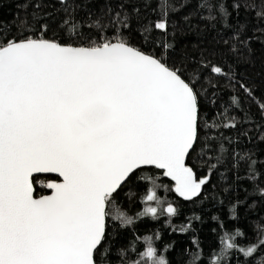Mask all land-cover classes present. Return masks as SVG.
Returning a JSON list of instances; mask_svg holds the SVG:
<instances>
[{"label":"snow or ice","instance_id":"1","mask_svg":"<svg viewBox=\"0 0 264 264\" xmlns=\"http://www.w3.org/2000/svg\"><path fill=\"white\" fill-rule=\"evenodd\" d=\"M199 7L207 9L208 19H215L214 8L227 15L220 0H202ZM154 11L157 18L142 25L141 35L143 41L160 47L155 54L123 38L89 47L61 44L42 38L48 31L46 23H41V38H33L25 34L27 19L18 20L16 34L0 28V264H109V246L118 243L107 223L113 211L123 225L159 214L168 216L171 223L172 217L180 215L178 206L162 207L152 180L144 200L157 206L147 203L137 217L128 216L115 207L123 186L150 180L140 175L145 168L161 169L174 182L175 193L194 202L217 165L224 163L228 151L224 141L231 144L232 138L221 134L219 154L210 155L208 141L216 138L202 135L201 96L205 82L212 85L213 75L232 78L222 64L207 57L191 68L183 60L180 66L170 64L174 31L168 0H157ZM257 15L264 17V10ZM72 19L69 31L79 27ZM112 23L129 26L127 15L120 18L119 13ZM63 24L68 25L69 19ZM243 28L238 26L232 34V53L250 39H241ZM156 30L158 37L153 35ZM240 86L264 117V102L256 99L252 88ZM238 104L232 96L231 105ZM227 111L218 114L224 117L220 124L204 127L236 129L241 122L229 118ZM259 138L264 141V134ZM194 155L202 161L214 160L203 177L188 162ZM229 155L233 169L246 161L247 178L261 177L251 153L233 150ZM53 173L59 179L43 185L51 194L36 197L41 177ZM256 187L264 196V188ZM231 212L236 220L235 205ZM218 227L223 229L224 223ZM257 228L255 242L238 227L225 231L220 237L223 249L213 264H227L225 258L235 253L250 258L241 264H264V226ZM173 231L194 229L189 222ZM151 240L146 238L148 246L141 257L152 264H169ZM192 243L197 251L189 264H197L200 244L195 239Z\"/></svg>","mask_w":264,"mask_h":264},{"label":"trees","instance_id":"2","mask_svg":"<svg viewBox=\"0 0 264 264\" xmlns=\"http://www.w3.org/2000/svg\"><path fill=\"white\" fill-rule=\"evenodd\" d=\"M202 0H168L170 5L169 20L172 24L174 37H170L174 48L168 58L170 64L180 66L183 60L189 68L202 58L207 57L213 63L222 64L232 78L212 76V85L205 82V92L201 96V131L209 139L211 145L208 150L215 157L219 154L218 146L221 134L231 137L232 143L224 141L228 150L224 156V163L217 165L208 185L201 196L195 201H185L175 193L174 184L162 171L147 168L140 172L141 176L151 177L150 180H139L123 186L119 196L115 198V207L120 208L128 216L137 217L143 212L147 203L157 206L156 202H145L144 197L153 187L155 181L157 196L162 207L168 203L178 206L180 215L171 218L159 214L158 218L140 216L130 225H123L115 218V212L108 217L109 230L118 243L109 246V264H152L150 260L141 257L147 246V237H152V246L158 250V255H164L169 264H189L192 254L197 251L192 241L200 244V257L197 264H213L223 246L220 237L225 231L240 228L247 233V238L255 242L259 229L264 226V196L258 191L256 184L264 188V141L260 135L264 134V117L258 111L256 103L252 102L241 84L252 88L257 100L264 102V17L257 12L264 10V0H220L227 15H221L213 9L215 19H208L209 12L199 7ZM40 4L36 8L35 4ZM239 4L236 8L234 5ZM27 5V7H25ZM248 5H255L249 7ZM65 9H68L66 12ZM157 0H0V28L6 34H16L14 27L18 20L30 21L25 33L33 38H41V23L48 24V31L43 33L45 39H54L61 44L76 47H89L100 44L105 40L115 42L123 38L137 48L153 54L160 52V47L142 40V25L157 18ZM120 18L127 15L128 27L123 28L112 23L116 14ZM69 24H63L65 19ZM74 22L79 25L74 31H69ZM96 21L104 25L97 27ZM244 25L241 39L250 38L245 47L237 45L236 53L229 51L231 37L236 28ZM159 36V31L153 33ZM224 40H228L226 45ZM238 98V106L231 105V97ZM215 101V103H213ZM227 108V116L235 117L241 122L236 129L204 127L205 124H220L224 120L223 110ZM245 119L247 123H243ZM259 128V131H257ZM248 135H242L243 132ZM235 150L251 153L252 159L261 177L256 181L249 180L246 161H240L239 167H231L233 161L230 153ZM199 151V150H198ZM190 164L198 175L203 177L208 172L207 157L202 161L193 156ZM53 178H41V183L35 186L38 197L49 193L43 185ZM236 206V220L231 219V209ZM199 217V220L193 219ZM191 222L194 231L181 233L173 228ZM223 222L224 228L218 227ZM243 239V238H242ZM259 258V257H257ZM227 264H241L250 259L235 253L226 258Z\"/></svg>","mask_w":264,"mask_h":264},{"label":"water","instance_id":"3","mask_svg":"<svg viewBox=\"0 0 264 264\" xmlns=\"http://www.w3.org/2000/svg\"><path fill=\"white\" fill-rule=\"evenodd\" d=\"M148 168H151V167H148ZM145 169H147V168H145ZM155 169V168H154ZM157 170H159V171H162L163 172V170H161V169H157ZM41 178H53L54 180H52V181H57L59 178L57 177V175L56 174H46L45 176H42ZM170 179V178H169ZM170 181H171V179H170ZM173 184H174V182L173 181H171ZM51 189L49 190V193L47 194V195H50L51 194ZM34 195L36 196V197H38L37 196V194H36V191L34 192ZM178 195V194H177ZM46 196V195H45ZM179 196V195H178ZM180 198H182V197H180ZM183 199V198H182ZM184 200V199H183Z\"/></svg>","mask_w":264,"mask_h":264}]
</instances>
